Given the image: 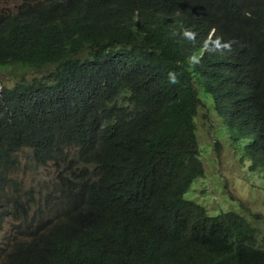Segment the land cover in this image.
Returning a JSON list of instances; mask_svg holds the SVG:
<instances>
[{
    "label": "trees",
    "instance_id": "16d2710c",
    "mask_svg": "<svg viewBox=\"0 0 264 264\" xmlns=\"http://www.w3.org/2000/svg\"><path fill=\"white\" fill-rule=\"evenodd\" d=\"M262 14L264 0H51L0 16V67L31 76L0 89V187L25 147L59 168L2 264H264L251 212L185 196L224 141L264 169Z\"/></svg>",
    "mask_w": 264,
    "mask_h": 264
},
{
    "label": "rangeland",
    "instance_id": "374dc122",
    "mask_svg": "<svg viewBox=\"0 0 264 264\" xmlns=\"http://www.w3.org/2000/svg\"><path fill=\"white\" fill-rule=\"evenodd\" d=\"M20 6L21 2L18 0H0V12L15 14L19 12ZM23 74H26L28 78L31 77L27 71L0 67V87L4 84L14 86ZM198 120L202 128L199 129L201 139L211 140L212 137L206 133L209 118L204 119L200 116ZM22 150L20 152L22 161L20 177L23 178L26 188L39 187L42 183L47 184L46 187H48L56 181L58 168L55 163L36 166L32 147ZM204 154L206 174L203 178L194 181L185 196L205 204L210 212L219 213L228 209L242 211L244 209L251 212L254 222L260 228L261 237H264V169L255 172L250 171L251 169H242L237 157L232 156V150L226 141L223 142L220 150L204 148ZM0 214L1 260V248L6 241L7 230L13 231L15 228L12 229L11 224L7 225L8 214H5L3 209L0 210Z\"/></svg>",
    "mask_w": 264,
    "mask_h": 264
},
{
    "label": "clouds",
    "instance_id": "9594fccd",
    "mask_svg": "<svg viewBox=\"0 0 264 264\" xmlns=\"http://www.w3.org/2000/svg\"><path fill=\"white\" fill-rule=\"evenodd\" d=\"M18 1L21 2L19 12H16L15 14L0 12V16H2V17H8V15L11 17L21 16L23 14V8L27 3L43 4V3H46V2L51 1V0H18ZM261 18H263V20H264V14L261 15ZM256 31H264V26L263 25L258 26ZM213 32L214 31H212V33ZM0 38L2 40H4V42H6V40L8 38L7 33L3 37L1 35ZM227 49L228 48H226L225 50L227 51ZM225 50H223V53L228 56V53H226ZM263 56H264V54H263ZM5 85H7V84L2 85L0 87V89L3 88V86H5ZM7 86H9V85H7ZM198 122H199V120H198ZM25 148H30V147H25ZM65 148H75V147L74 146H66ZM22 149H24V148H22ZM22 149L19 150V152H18L19 158H20V152L23 151ZM20 160H21V158H20ZM36 166H37V164H36ZM56 168H58V166ZM21 169H22V161H21L20 171H21ZM20 171H19V174H15L16 170L13 168H9L6 171V175L8 178L7 183H11V184H9L7 186L0 187V210L3 209L5 214H8L7 215V217H8L7 218V225L9 226L11 224L12 225L11 228L12 229L15 228V230H13V231L7 230L6 241L1 248L2 255H1L0 264H2V262L4 261V253H5L7 246H13L15 244L16 240L30 239V236L24 232V229L27 228L29 223L33 221V215H34L36 205L44 199L45 195L47 194L46 191L48 189H50L54 185V183L56 182V181H53L51 183V185L48 187H46L47 184L42 183L39 187L31 186L29 188H26L23 178L20 177ZM58 174H59V168H58ZM57 178H55V180ZM201 178H203V177H201ZM14 181H16V182L12 183ZM5 192H6V194H5ZM20 195H22L24 200L28 203L29 215L27 213H25L23 209L19 208L18 206H16L14 204V198H18V197H20ZM37 195H38V197H37ZM201 204H203V203H201ZM203 205L205 206V204H203ZM211 213L216 214L217 212L214 211ZM46 215L48 217L52 216L50 212H47V213H43L42 218L47 217ZM94 216H95V211H94ZM0 219H1V214H0ZM1 245H2V243H0V247H1Z\"/></svg>",
    "mask_w": 264,
    "mask_h": 264
}]
</instances>
